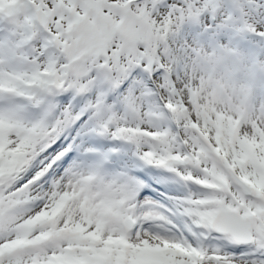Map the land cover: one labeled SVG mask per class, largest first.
<instances>
[{
  "label": "snow or ice",
  "instance_id": "6c2138e0",
  "mask_svg": "<svg viewBox=\"0 0 264 264\" xmlns=\"http://www.w3.org/2000/svg\"><path fill=\"white\" fill-rule=\"evenodd\" d=\"M0 264H264V0H0Z\"/></svg>",
  "mask_w": 264,
  "mask_h": 264
}]
</instances>
